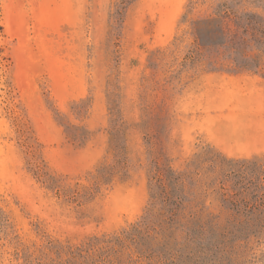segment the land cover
I'll list each match as a JSON object with an SVG mask.
<instances>
[{
	"label": "rangeland",
	"instance_id": "obj_1",
	"mask_svg": "<svg viewBox=\"0 0 264 264\" xmlns=\"http://www.w3.org/2000/svg\"><path fill=\"white\" fill-rule=\"evenodd\" d=\"M118 2L0 0V264H264V235L192 239L151 211L155 166H264V68L186 59L190 0ZM211 191L187 210L218 215Z\"/></svg>",
	"mask_w": 264,
	"mask_h": 264
},
{
	"label": "trees",
	"instance_id": "obj_2",
	"mask_svg": "<svg viewBox=\"0 0 264 264\" xmlns=\"http://www.w3.org/2000/svg\"><path fill=\"white\" fill-rule=\"evenodd\" d=\"M134 0H119L117 13ZM207 0H190L185 21L189 22L186 35L192 39L188 54L191 61H208L211 65L226 62L231 67L248 72H259L264 68V14L241 9L244 0H212V6L195 17L198 3ZM246 2V1H245ZM264 8V6H263ZM180 42H177L179 45ZM174 51H176V46ZM164 54L153 53L151 61L156 63ZM196 162V163H195ZM202 161L195 160L193 170L175 172L166 167L155 166L152 176L151 211L160 206V222L170 227H187V236L192 239L207 238L211 230L218 229L223 234L243 236L264 235V166L252 164L231 175L216 174L215 169L203 173L206 179L213 177V182L205 181L199 166ZM257 174L256 180H249L244 186L245 174ZM235 179L232 187L227 182ZM240 184V186H239ZM213 188L211 194L220 202V211L216 216L205 215L207 210L194 208L187 210L197 195H205ZM206 198V197H205ZM197 207V205H196ZM192 208V207H191ZM163 211V212H162ZM225 214V215H224ZM224 223L221 224L222 217ZM217 220V222H215ZM183 222V223H182ZM116 240H119L118 237Z\"/></svg>",
	"mask_w": 264,
	"mask_h": 264
},
{
	"label": "bare ground",
	"instance_id": "obj_3",
	"mask_svg": "<svg viewBox=\"0 0 264 264\" xmlns=\"http://www.w3.org/2000/svg\"><path fill=\"white\" fill-rule=\"evenodd\" d=\"M52 2H53V1H52ZM57 4H58V3H57ZM49 6H52V5H49ZM56 8H57V7H56ZM40 9H41V7H40ZM36 10H37V9H36ZM40 11H41V10H40ZM20 12H21V11H20ZM21 13H22V12H21ZM50 13H51V12H50ZM21 19H22V18H21ZM58 19H59V18H58ZM17 20H18V19H17ZM41 20H42V19H41ZM35 21H36V20H35ZM47 21H48V20H47ZM51 21H52V20H51ZM20 22H21V21H20ZM39 23H40V22H39ZM50 23H51V22H50ZM40 25H42V24H40ZM44 25H46V24H44ZM46 27H47V26H46ZM57 27H58V26H57ZM55 29H56V28H55ZM37 32H38V31H37ZM32 49H33V48H32ZM45 53H46V52H45ZM34 55H35V54H34ZM34 55H33V57H32L31 55H29V59H30V60H34V58L37 59V57H35L36 55H35V56H34ZM26 57H27V56H26ZM26 57H25V58H26ZM27 59H28V58H27ZM33 62H34V61H32V63H33ZM32 63H30V64H32ZM34 63H37V60H36V62H34ZM36 65H37V64H36ZM48 66H50V65H48ZM49 68H50V67H49ZM50 69H51V68H50ZM33 70H34V69H33ZM50 71H51V70H50ZM29 76H30V75H29ZM29 82H30V81H29ZM27 84H28V83H27Z\"/></svg>",
	"mask_w": 264,
	"mask_h": 264
}]
</instances>
